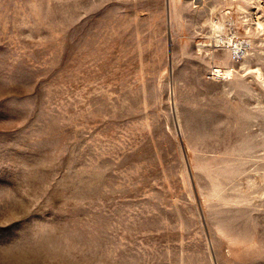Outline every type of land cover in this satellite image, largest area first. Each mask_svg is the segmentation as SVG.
Instances as JSON below:
<instances>
[{"label":"rangeland","instance_id":"374dc122","mask_svg":"<svg viewBox=\"0 0 264 264\" xmlns=\"http://www.w3.org/2000/svg\"><path fill=\"white\" fill-rule=\"evenodd\" d=\"M0 264H264V0H0Z\"/></svg>","mask_w":264,"mask_h":264},{"label":"bare ground","instance_id":"6f19581e","mask_svg":"<svg viewBox=\"0 0 264 264\" xmlns=\"http://www.w3.org/2000/svg\"><path fill=\"white\" fill-rule=\"evenodd\" d=\"M225 15H226V14H225ZM209 23H210V22H209ZM257 24H258V23H257ZM229 32H230V31H229ZM222 34H223V33H222ZM244 43H245V42H244ZM202 46H203V45H202ZM243 46H244L243 44H236V45L233 47L234 50H235L234 53H235L236 55H238V54L241 52ZM226 47H227V46H226ZM232 50H233V49H232ZM234 50H233V51H234ZM216 73H218V71H216L215 74H216ZM227 75H228V74H227ZM217 76H218V75H217Z\"/></svg>","mask_w":264,"mask_h":264}]
</instances>
